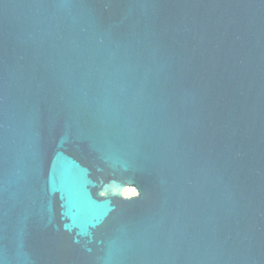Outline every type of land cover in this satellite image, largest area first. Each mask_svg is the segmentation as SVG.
<instances>
[{"label":"water","instance_id":"95a60500","mask_svg":"<svg viewBox=\"0 0 264 264\" xmlns=\"http://www.w3.org/2000/svg\"><path fill=\"white\" fill-rule=\"evenodd\" d=\"M0 264H264V0H0Z\"/></svg>","mask_w":264,"mask_h":264},{"label":"rangeland","instance_id":"374dc122","mask_svg":"<svg viewBox=\"0 0 264 264\" xmlns=\"http://www.w3.org/2000/svg\"><path fill=\"white\" fill-rule=\"evenodd\" d=\"M129 188H133V189H134V192L137 193V190H136L134 187H127V188L125 189V191H124L125 194H128V195H129V193L127 192V190H128Z\"/></svg>","mask_w":264,"mask_h":264},{"label":"bare ground","instance_id":"6f19581e","mask_svg":"<svg viewBox=\"0 0 264 264\" xmlns=\"http://www.w3.org/2000/svg\"><path fill=\"white\" fill-rule=\"evenodd\" d=\"M127 192H128L129 194H134V193H135L133 188H129V189L127 190Z\"/></svg>","mask_w":264,"mask_h":264}]
</instances>
